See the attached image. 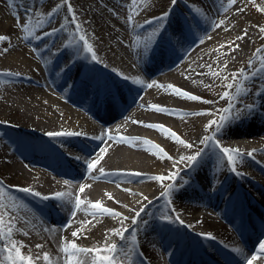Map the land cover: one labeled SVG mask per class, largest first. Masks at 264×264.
<instances>
[{
	"label": "bare ground",
	"instance_id": "bare-ground-1",
	"mask_svg": "<svg viewBox=\"0 0 264 264\" xmlns=\"http://www.w3.org/2000/svg\"><path fill=\"white\" fill-rule=\"evenodd\" d=\"M170 1L150 0L147 6L140 7L139 15L129 25L127 15L130 0H70L78 22L101 62H91L89 54L84 53V59L76 60L66 71L61 72L60 69L68 64L72 55L71 49L62 48L68 32L61 31L56 36L43 37L40 41H26L23 39L25 34L13 15L19 14V23L23 24L26 7L46 14L60 0H14L12 5L7 0H0V35L10 38L8 42L0 43V181H3L0 187L6 190V203H12L8 196L16 198V215L20 217L16 226L21 231L16 233L15 238L27 245L24 249L26 253L30 251L33 255H42L43 252H48L55 259L61 237L72 239L71 232L81 227V221H91L84 226L82 237L76 241L84 247L102 243L107 230L120 226L118 220L111 217L98 215L93 218L86 216L84 212H77L73 219V203L69 200L74 201L77 194L81 199L93 203L100 201L104 207L128 217L135 214L130 209L138 211L142 204L147 206L140 220H148L149 224L140 225L133 256L134 264H175L173 262L178 256L189 258L191 254L188 252L196 246L192 241L193 236L203 241V244L196 246L202 251L208 245L210 250H207L213 252L217 247L215 242H229L231 234L225 232V224L213 219L209 215L210 210H206L211 206L215 207L214 204L229 207V211L220 213L221 219H228L230 216L235 222L236 211L248 212L244 215L246 218L253 217L250 210H255L256 214L259 211L264 213V107H261L264 105V96L257 95L248 103L258 106V115L254 121L245 122L238 127L233 125L232 131L218 134L223 146L237 148L243 153L237 164V170L242 173L239 176L229 170L226 161L223 166L218 167L214 155L211 158L205 156L192 168H186L183 164L174 167V160H178L181 155L191 154L195 149H185L166 138L159 130L145 126L163 125L185 141L202 147L199 140L206 134L204 126L214 117L191 113H218L223 102V92L221 93L218 85L224 76L230 77L239 64L242 65L253 55L251 48L258 41L256 23L243 7L249 0H236L231 6L228 0H178L175 5L176 13L169 14L167 20L163 21L165 28L152 45V51L145 57L143 38L157 27L158 21L153 18L166 12L163 9ZM193 7L201 9L202 14H196ZM66 15L65 6L50 25L38 32L59 27ZM149 20L152 21L151 24L145 23ZM177 20L184 23L180 25ZM217 24L219 27H215ZM181 27L183 35L179 31ZM72 30L74 25L70 24L68 31ZM136 35L142 38L140 47H133ZM241 36L243 39H238ZM194 42L196 44L193 46ZM45 43L49 47L45 48ZM4 47H8L9 51L3 52ZM57 49L60 51L57 52ZM210 68L220 75H211ZM73 70L77 72L73 81L69 82L68 75ZM120 74L139 77L144 84H133ZM77 76V83L74 84ZM153 81L165 87H146ZM112 85H117L123 96L130 90L131 96L122 107L117 104L118 99L110 89ZM167 85L199 96L201 100L180 98L172 94ZM65 92L68 98L65 97ZM72 96L76 99L77 96L79 99L85 98L90 104H94V98L98 96L97 107L100 112L79 108L71 103ZM204 100L213 103L206 104L203 103ZM115 105L119 109L110 113L109 110ZM151 105L172 111L156 112L150 108ZM101 116L104 123L99 121ZM62 130L85 135L56 138L44 135L46 132ZM105 132L116 137H138L139 140L135 145H129L115 143L107 138L103 141L94 139ZM142 140L159 145L173 160L159 159L151 154L140 143ZM105 147L107 152L97 165V169L104 168L105 175H100L98 170L89 173L84 161L94 158L100 148ZM26 151H37L35 154H41L42 157L46 154V158L35 159L25 155ZM205 151L211 153L212 149ZM248 152H253V156H248ZM76 156L81 159H75ZM65 157L71 165L59 173L53 160H64ZM176 170L180 173L174 182L178 190H173L172 203L169 205L166 198L160 197L163 191L161 183L150 177L168 176ZM136 172L142 175H131ZM195 172L198 179L202 180L204 177V187L197 190L194 202L186 203L181 199L186 197L190 177ZM226 172H229L227 176ZM72 173L77 175V179L73 182L70 180L66 185L64 181H68L66 177ZM184 180L188 183L183 184ZM170 182L172 181H164ZM82 184L90 187L80 193ZM181 184L183 187H180ZM19 187H30L42 196H52L56 192H70L72 196L63 202L54 199L43 201L39 197L18 191ZM145 196L152 201L151 204L143 199ZM151 206L159 208L161 213L173 217L178 215L184 224H166L153 220L148 212ZM237 216L238 223H241L242 217ZM70 221L71 227H68ZM125 223L130 224V220ZM51 229L57 231L52 232ZM151 231H155L154 236L160 242L157 259L146 244L147 235ZM130 232L126 235H130ZM209 233L215 239H207L202 235ZM170 242L178 244V247L173 254L167 256L163 252L164 245L167 247ZM37 244L43 245V248L37 249ZM255 252L260 253L259 249L252 248L250 258L257 256ZM198 257L204 258V255ZM142 258L146 261L143 262ZM246 259L243 256L239 260L240 264H245ZM253 264H264V257H257Z\"/></svg>",
	"mask_w": 264,
	"mask_h": 264
},
{
	"label": "snow or ice",
	"instance_id": "snow-or-ice-1",
	"mask_svg": "<svg viewBox=\"0 0 264 264\" xmlns=\"http://www.w3.org/2000/svg\"><path fill=\"white\" fill-rule=\"evenodd\" d=\"M9 5L14 3V0H7ZM150 0H130L129 12L127 15V21L129 25L134 22V17L139 15V10L141 6H147ZM177 0H171V4L175 6ZM236 0H228L229 6L235 4ZM67 7V14L63 22L60 23L59 27H53L48 31L38 32V30H43L46 25H50L53 20L59 15L62 8ZM196 14L201 15L202 10L193 7L192 9ZM264 12V8L259 9ZM15 16L19 27L24 32L23 39L26 41L36 40L40 41L43 37H53L56 36L61 31L68 32L66 43L62 44L63 49H71L72 55L69 58L68 64L64 65L63 68L60 69L61 72L66 71L68 67L76 62L78 59H84V53L89 54L90 61L95 63H100L93 45L89 42L87 35L84 33L82 25L78 22L77 15L75 10L70 2V0H60L59 3L55 4L54 7L51 8L46 14L42 13L38 9L32 7L25 8V21L23 24H20V16L17 13H13ZM70 16V19H69ZM169 16V12H164L160 17H154L153 20L158 21L157 27L154 28L151 32L147 34L146 37L143 38V55L145 57L148 56L149 52L152 51V45L156 43L157 37L160 36L161 31L165 28V24L163 21H166ZM147 24H151L152 21H145ZM223 23V21H221ZM74 25V30L68 31L69 25ZM215 27H219V24L215 25ZM180 34H184L183 27L180 28ZM260 32L264 33V28H260ZM246 31L244 35H246ZM238 39H243V36L238 37ZM10 38L6 35H0V43L8 42ZM82 42V44L80 43ZM142 42V38L140 35H136L133 47H140ZM49 47L47 43H45V48ZM238 48L239 45H236ZM9 48L4 47L3 52H8ZM33 51H39L38 49H33ZM60 49H57L59 52ZM264 48H258L256 52L253 54V57L249 59L248 65L252 71H246L245 69H240L236 73L231 74V81L228 76H224L223 86L228 89H234V93L230 91H224L221 94V99H225L227 102L226 107H222L216 112L213 113H204V112H195L191 113V115L201 116V115H210L213 116V119H210L207 124L204 126L205 135L202 136L199 140V145L202 147H198L193 143H189L182 139L178 134L174 131L166 128L163 125L158 124H148L146 127L157 129L164 135L166 138L173 140L176 144L181 145L185 149H195L189 155H181L178 160L173 161V166L183 164L186 168H192L196 164H198L205 156L211 158V156L216 157L217 166L221 167L224 164V161L227 162L229 166V170L236 175H242L237 170V164L240 162V158L243 156V153L240 152L237 148L225 147L222 145L221 140L218 139V134L226 133L232 131V126L236 125L237 127L240 124L245 122H252L257 118V105L245 104L244 108H238L234 104V101L243 93L247 94L249 89L245 86L244 81L250 80L252 77L260 76L264 73ZM254 61H258L259 67H256ZM51 61H49L50 63ZM210 67V66H209ZM226 67V65H225ZM115 71V69H113ZM210 74L213 76H219V72L211 71ZM4 75H19L18 73H4ZM123 76V74H120ZM125 80H131L133 84L143 85L144 81L139 77H128L123 76ZM153 86L156 87H165L163 85L156 84L155 81L146 85V87L151 88ZM167 89L171 90V93L192 101H199L201 97L189 94L177 87L172 85H167ZM256 95L264 96V87L257 90ZM203 103H213L212 101L204 100ZM264 107V105H261ZM151 109L156 112L161 113H169L172 110L161 107L158 105H151ZM133 123H143L133 121ZM45 136L49 138L56 137H76L85 135L81 132L76 131H50L44 133ZM105 138L107 140L113 141L115 143H124L129 145H135L139 140L138 137H116L109 135L107 132L102 133L100 136L94 137V139L103 141ZM143 145L146 146V150L151 154L157 156L159 159H169L173 160V158L159 146L154 144L149 140L140 141ZM211 148L212 152H206L205 150ZM107 152V148H100L99 153L92 158L86 159L84 162L87 166V171L89 173L93 172V170H98L100 175H105V170L103 167L97 169V165L104 158V155ZM248 156H253V152H248ZM77 160H80V156L74 157ZM131 175L139 176L141 173H131ZM180 175L179 170L171 172L168 176L157 175L150 177L151 180L158 181L161 183V187L163 191L160 193V197L166 198V203L171 204V197L173 195V190L177 188V185L174 183L177 177ZM96 179V177H92ZM172 181L170 183H164V181ZM3 181H0L2 184ZM64 183L67 185L70 182L65 180ZM188 181L184 180L183 184H187ZM183 184L180 187H183ZM90 187V185L82 184L80 185L79 192L83 193L86 188ZM20 192L25 194H29L35 197H39L43 201H47L49 199H54L56 201H65L69 200L72 196L70 192H56L52 196L43 195L40 192L34 191L30 187H19L17 189ZM127 191V190H126ZM6 190L4 187H0V264H134L133 256L135 255V246L137 245V233L140 230V225L147 226L149 224L148 220H140L141 214L145 213L146 205H143L139 208V210L130 209L135 214L131 217L124 216L122 213L116 212L113 209L104 207L100 201L91 202L86 199H81V196L77 194L74 197V201L69 200L70 203H73V209L71 211V217L74 219L77 212H84L86 216H91L96 218L98 215L100 216H108L112 219H116L119 222V227L111 228L105 232L104 240L102 243L94 245L92 247H84L79 245L76 241L80 239L83 235L84 226L86 224H90L91 221H81V227L73 230L71 232L72 239H68L66 237H61L58 247V255L55 259L48 253L43 252L42 255L37 253L35 255L31 254V252H25L24 249L27 247L22 241L15 238L17 232L21 231V229L17 228V222L20 219L19 216L16 215L18 211V205L16 204V198L8 196V200L12 203L5 202ZM109 198H111L109 196ZM144 200H148L145 196ZM152 201L148 200V204H151ZM86 205V207H85ZM127 207V205H125ZM174 211V209H173ZM130 220V224H126V221ZM158 220L161 222H165L166 224H172L175 222H179L180 224H184V221L179 218V216L173 217L167 213H163L158 217ZM135 226V228H133ZM68 227H71V221L68 224ZM131 229V232H130ZM49 231L48 229H45ZM52 232L57 231L56 229H51ZM130 235H126L129 233ZM24 235H28L27 232H23ZM207 239H215L210 233L202 234ZM118 239H113V238ZM87 238V237H84ZM37 249L43 248V245L37 244ZM233 251L240 253L241 249H233ZM259 251L261 254H264V241L259 243ZM257 259L256 255L251 256L250 259H246L245 264H253V261Z\"/></svg>",
	"mask_w": 264,
	"mask_h": 264
},
{
	"label": "rangeland",
	"instance_id": "rangeland-1",
	"mask_svg": "<svg viewBox=\"0 0 264 264\" xmlns=\"http://www.w3.org/2000/svg\"><path fill=\"white\" fill-rule=\"evenodd\" d=\"M178 1V0H177ZM208 2H211V0H206ZM172 4L171 1L170 3H167V5L164 7L163 11L169 12V14L172 13ZM246 10V13H248V15H250L257 26V29L255 30L256 33V38H258V41L256 42L255 45L252 46V52L254 54V51L256 52V50L258 48H264V33L260 32V28H264V12L260 11L259 9L264 8V0H249L247 2L244 3L243 6ZM183 10V9H182ZM160 11V10H159ZM157 11V12H159ZM159 13H162L159 12ZM180 24H183V21L177 20ZM164 23V22H163ZM177 23V22H176ZM189 23V22H188ZM165 24V23H164ZM196 44V42L193 43V46ZM262 55H264V53H261ZM250 58L253 57V55L249 56ZM247 58L246 62H243L242 65H238L236 67V71H234V73L238 72V70L240 69H245L246 71H252L253 69L249 68L248 65V61L250 58ZM254 64L256 65V67H259V63L258 61H254ZM229 80L231 81V76L229 77ZM245 86L249 89L247 94H241L235 101L234 104L237 106L239 105L238 108L243 107L245 104H247V102H250V100H253V98H256V92L258 89L262 88L264 85V73H262L260 76H256V77H252L250 80L248 81H244ZM218 87L220 88L221 93L224 91H230L234 93V89L232 90H228L223 86V81L220 82V84L218 85ZM242 100V101H241ZM223 102H221L222 104L220 105V108L222 107H226L227 106V102L225 99H222ZM219 108V109H220ZM219 114V113H217ZM164 209V206H163ZM149 213H151V218L153 220H158L159 212H161V210L159 208H155V207H150L149 208ZM225 229V228H224ZM225 232L230 235V233L228 232V230L226 229ZM257 255H260L259 253H257Z\"/></svg>",
	"mask_w": 264,
	"mask_h": 264
}]
</instances>
